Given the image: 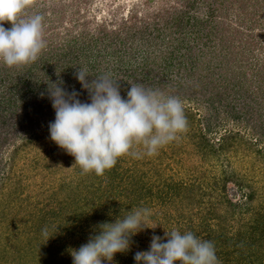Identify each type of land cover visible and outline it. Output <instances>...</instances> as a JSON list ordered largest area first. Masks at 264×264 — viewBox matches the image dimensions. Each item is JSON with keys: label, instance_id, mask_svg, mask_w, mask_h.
<instances>
[{"label": "trees", "instance_id": "16d2710c", "mask_svg": "<svg viewBox=\"0 0 264 264\" xmlns=\"http://www.w3.org/2000/svg\"><path fill=\"white\" fill-rule=\"evenodd\" d=\"M185 2L187 9L184 7L181 10L175 8L173 12L166 11L167 18L162 19L164 26L149 40L157 43L159 47H168L173 40L183 37L185 41L188 34L193 35L191 41H186L188 59H180V66H177L178 62H174L177 47L169 52L170 55L165 59L166 65L160 68L149 67V57L141 60L136 67L134 64L132 67V60L125 63L122 48L129 51L128 55L131 54L137 28L142 34L151 29L147 19L143 20L147 26L130 25L129 19H125L119 29L111 28L109 22H104L100 23L95 31L86 28V23L80 24L77 20L75 26H64V30L60 31L48 27L44 29L47 46L36 62L14 67L0 64V195L8 194V197L0 196V264H55L51 256H55L58 251L53 248L57 243L62 252L60 251L56 258V264L71 262L68 259L71 240L65 242V236L75 237L80 231L79 235L85 239L82 242L84 244L95 234L94 226L98 223L114 221L117 215L122 216L136 207L151 209L150 219H160L161 225L164 224L163 228L167 230H191L201 239L212 241L219 264H264V192L254 180L231 169L230 161L226 163L229 160V152H237L242 148H247L248 154H255L257 158L264 160V147L260 146L261 142H264V122L253 123L254 118L251 116H246V119L243 113L239 114L237 109L240 106H249L252 110L253 104L249 102L247 105L236 97L241 93L239 97L244 96L250 91V84L255 83V78L260 79L262 96L257 95L259 97L255 104L264 109V61L260 62V56L264 53V35L256 37L252 34L261 22L259 15L264 12V0H233V4L241 9L239 11L244 15L239 20L240 24L235 26L227 23V27H222L226 25V20L222 13L215 14L216 8L204 14L200 0ZM39 3V0H36V3L32 0L25 9L24 16L41 14L46 10L40 9L37 6ZM137 18L135 14L131 20ZM5 27H11V24L5 22ZM244 29L251 33L247 40L244 36L248 33ZM165 37H170L169 41L165 40ZM193 40L198 42L192 43ZM208 48L211 55L215 53V57L202 60L205 49ZM217 49L223 50L218 54ZM224 51L226 52L223 53ZM164 53L163 49L162 54ZM108 60L119 63V67L112 68ZM199 61H203V68L200 67ZM77 65L87 69L93 76L88 77L89 81L110 73L114 79L119 80L121 92L130 88L129 82H145L154 85V89L167 91V95L173 91V95L181 100H184L182 97H199L200 94L206 96V102L210 104L209 111L212 109L214 114L202 116L194 108L184 106L188 126L186 131L177 136L180 141H185V144L194 145L193 153L205 161H201L202 164L198 166L205 169L202 172L200 170L194 180L177 179L173 171L168 178H163L164 170L161 167L165 161L157 158L158 162L155 163L156 160L147 155L139 159L130 155L122 156L117 164L106 170L102 176L95 173L82 174L77 165L78 177L64 178L57 188L58 191L52 193L50 200L45 204H36L37 210L33 209L31 217L29 216L23 224L15 217H9L6 206L2 207L1 199L9 200L4 203H10V208L12 205L28 202L31 198L25 195V177L18 169L20 152L39 140L50 138L49 123L55 119V110L50 99L47 95L43 98L40 96V92L45 91L47 85L39 81L50 78L56 80V72H61L65 87L71 91L74 86L81 92L79 98L87 101V90L82 89L74 76ZM173 66H186V76L189 79L187 83L183 79L184 76L169 82L167 71ZM199 67L200 70L197 71L196 68ZM221 68L227 72L223 77L219 73ZM228 78L232 79L233 88L244 89L239 93L230 88L233 91L229 89L231 94L223 90L227 98L212 101L216 93L220 92L221 86L228 89ZM231 97L233 102H229V105L232 107L233 117L230 118L238 122H252L246 125L256 133L255 135L260 136L256 142L238 130H226L218 141L209 136L213 133V123L222 120L221 105ZM204 121L206 126L203 125ZM175 141L160 150L166 152ZM53 146L57 151L61 150L58 156L52 157L53 161L74 159L55 142ZM180 147L179 151L186 153L187 145ZM213 160L223 163L220 178L209 174L214 170ZM147 165L152 167L146 168ZM21 170L24 173L25 168ZM153 174L158 175V179L150 180ZM231 183L242 191V199L239 201H234L229 196ZM158 206L164 208V214L158 212L160 209L154 210ZM165 207H173L177 214L168 213ZM57 225L56 235L46 242L42 229L47 227L51 235L55 233ZM165 229L148 228L135 235L131 250L117 253L113 264H136L135 253L150 247L147 244L151 241L149 232L156 235L161 233L163 237ZM22 231L27 233V240H19L18 234ZM14 238H17L18 242H9ZM71 246L73 247V244Z\"/></svg>", "mask_w": 264, "mask_h": 264}, {"label": "clouds", "instance_id": "9594fccd", "mask_svg": "<svg viewBox=\"0 0 264 264\" xmlns=\"http://www.w3.org/2000/svg\"><path fill=\"white\" fill-rule=\"evenodd\" d=\"M31 2L0 0V64L34 63L46 48L44 15L24 16ZM5 22L11 27H5ZM77 66L74 76L87 90V101L79 98L81 92L74 86L71 91L65 87L61 72H56V80L39 82L47 85L41 98L47 95L55 110V119L49 123L50 139L74 157L82 174L102 176L122 156L139 159L155 155L186 131L188 121L178 97L132 82L123 96L119 80L110 73L89 81L92 75ZM151 216V209L136 207L114 221L98 223L86 243L69 249L72 264H113L117 253L131 250L135 235L160 225H150ZM57 231L58 225L51 235L47 227L42 229L46 242ZM134 260L136 264H219L212 241L178 228L165 229L163 237L153 234L149 249L137 251Z\"/></svg>", "mask_w": 264, "mask_h": 264}, {"label": "rangeland", "instance_id": "374dc122", "mask_svg": "<svg viewBox=\"0 0 264 264\" xmlns=\"http://www.w3.org/2000/svg\"><path fill=\"white\" fill-rule=\"evenodd\" d=\"M186 0H39V4L37 5L42 8H46V10H43L41 14L44 15L45 23H44V29L52 27V29H56L57 31L64 30V26H70L73 27L77 24L76 20L80 24L86 23V28H91L93 31L98 29V25L100 23H108L110 24L111 28H120L122 22H124L125 19H129V24H137L139 27L141 26H147L145 22L143 21L144 19H147V21L150 23L149 29L145 34H142L138 28H137V37L136 41L133 44V49H131V54L128 55L129 51L126 50V48H122L123 50V55H125V63L127 60H132V64L134 66H138L141 62V60L146 59L149 57V67L151 66H156L160 68V66L166 65L165 59L169 52H172L173 49L177 47L176 52H174V62H178L177 66H180L179 60L180 59H188L187 56V42L186 41H191L193 39V35L188 34L186 37V40L184 41L183 37L179 40H173L168 47H159L157 43H153L152 41L149 42L150 38L153 37L157 32L161 30V28L164 26L163 25V20H165L166 17V11H171L173 12L175 8L181 10L184 7H186ZM199 1V0H198ZM201 2V8H203L204 14L208 13V11H211V9L214 10L216 15H220L221 13L223 14V18L226 20V25L222 27H227L229 23L234 24L235 26L240 24L239 20L241 19V16L244 14H241V9H239L236 5L233 4V0H200ZM247 2V1H246ZM249 2V1H248ZM36 3V0H35ZM249 4V3H247ZM193 13V12H192ZM137 14V19L136 20H131L132 17ZM158 14H161L163 16H159ZM147 16V18H146ZM259 19L261 22L258 26L255 27V29L252 31V34L256 35V37H260L261 35H264V12L262 11L261 14L259 15ZM163 19V20H162ZM224 20V21H225ZM156 23V25L154 23ZM161 22V23H159ZM228 23V24H227ZM158 24V25H157ZM249 29V28H248ZM247 31L248 35L244 36L245 40L249 38L251 33H249V30L244 29ZM170 37H165V40L169 41ZM253 41V38L250 37ZM264 40V36H263ZM195 40L192 41V43H197L198 41L194 42ZM236 43H240V41H236ZM211 44H214V42H211ZM119 47V46H118ZM120 48V47H119ZM164 49L165 53L162 54V50ZM223 49H217L216 52L218 54L222 51ZM224 51L223 53H225ZM206 57H204V55ZM215 54V53H214ZM211 55L209 48L205 49V52L203 54V59L210 58ZM170 55V54H169ZM186 56V58L184 56ZM200 55V54H199ZM261 61H264V53L260 56ZM110 66L112 68H117L119 67V63L115 62L114 60L110 61ZM186 62V61H185ZM215 62V61H214ZM200 67L203 66V61H199ZM186 66H189L186 64ZM186 66L184 68H179L176 66L171 67L168 69V74H169V82L172 83L174 80H177L180 77L184 76V81L186 83L188 82V76H186L187 69ZM133 67V65H132ZM199 68H196L197 71L200 70ZM163 68V67H162ZM203 68V67H202ZM120 69V68H118ZM204 70V69H203ZM125 71V70H123ZM121 71V73H124ZM205 71V70H204ZM212 71V70H211ZM209 72V71H208ZM207 72V73H208ZM220 75L223 77L226 75V71L221 68L220 69ZM204 74V73H203ZM189 75V74H188ZM228 75V74H227ZM140 77V76H139ZM253 76H251L252 78ZM221 79V78H220ZM132 80V79H131ZM167 80V81H168ZM255 83H251L250 86L248 87V91L244 96L239 97L242 93L241 90L244 89H238L233 88V81L232 79L228 78L226 83H228V89L223 88L221 86L220 92L216 93V97L211 99L212 101L217 100L219 101L220 98L226 97L227 96L223 93V90L228 92V94H231L234 90L241 94H237L236 97L245 103L252 102L253 104V109L251 110L249 106L245 107V105L240 106L237 109V112L239 114L243 113L244 117L246 116H251L253 119V123H263L264 122V109L259 107V105H256V99L257 95L262 96V89L260 87V79L255 78ZM140 84H143L145 87H150V88H155L154 85L151 83L145 84V82H140ZM233 88V91L231 89ZM230 89V91H229ZM264 90V89H263ZM167 91L164 93L166 94ZM173 92V91H172ZM171 92L170 95H173ZM126 92H121L123 96H126ZM167 95V94H166ZM174 96V95H173ZM188 96V95H187ZM195 96V95H193ZM234 97V96H233ZM233 97L227 99L225 103L221 105V117L222 120H219L213 123V133H211V136L214 140L218 141L223 134L226 132V130H238L242 131L245 134H247L250 138H252V141L256 142L257 139H260L256 133L246 125L247 123H252L249 120L248 121H236L233 118V111L231 110V105H229V102H233ZM184 100H182L183 105L187 107L194 108L196 111H198L202 116H207V115H212L214 114V111H209V103L206 102L207 97L203 96L202 94L199 95V97H182ZM193 98V99H192ZM239 101V102H240ZM226 110V111H225ZM242 111V112H240ZM248 113V115H247ZM248 119V117H246ZM206 126V121L203 122ZM185 146L187 145L186 153H181L179 151L180 146ZM260 146L264 147V142H261ZM248 147V146H247ZM194 145L191 144H185V141H180V138L178 137L174 144H172V147L167 149V153L161 150L158 151L157 154L152 155L149 158H152V160H156L158 162L157 158H161V161H165V164L162 165L161 169L164 170L162 171L163 173V178H168L169 175H171V172L173 171L175 174V178L177 179H192L194 180L196 175L198 176L199 171H203L205 169L204 167H199L198 165H201L202 162L204 163L205 161L201 160L200 157L193 153L194 152ZM190 151V153H189ZM247 148H242L239 149L237 152H229L230 154H227V158L229 160L226 161L228 164L229 161L231 162V169H234L238 174H245L246 177L251 178L252 180L257 183L260 187L261 190L264 192V160L261 158H257L255 154H248ZM61 153L60 151H57L54 146H53V141L48 138L44 140H39L38 143H35L33 145H30L27 147L25 150L20 152V158H19V164H18V169L21 172L22 176L25 177V183H26V191L25 195L28 197H31L28 202L24 203H18L15 205H12L10 208L9 206L11 205L10 203H4V201H9L5 199H1L3 202L2 207L6 206L7 209V214L9 217H15L16 220L22 222L23 224L27 222L30 213L33 211V209H36V204H45L47 203L50 198L52 193L57 192V188L61 184L62 180L64 178L71 179L77 176V170L76 166L77 164L74 163V159H68L66 160L64 158L63 161H54L52 160V157H56ZM170 157H169V156ZM185 156V157H184ZM183 157V158H182ZM39 158V161H36L35 159ZM148 158V159H149ZM147 161V159H146ZM202 161V162H201ZM148 162V161H147ZM214 170L210 171V176L216 175L218 178L221 177L222 170H223V163L222 161H216L214 162ZM208 164V163H207ZM49 166V168H46V166ZM207 166V165H205ZM152 166H146V168H149ZM21 168H25L24 173L21 170ZM160 169V170H161ZM195 171V172H193ZM152 174V173H150ZM27 175V177H26ZM195 175V176H194ZM158 175H151L152 179L157 178ZM158 179V178H157ZM77 180V179H76ZM257 186V187H258ZM6 191V189H5ZM5 194V193H4ZM2 194L1 198L3 196L8 197V194ZM229 196L234 200V201H239L242 199V191L236 186L235 184L231 183L229 185ZM160 212L161 214H164L165 210L163 207L158 206L154 210ZM166 211L168 213H173L177 214V211L172 207H165ZM169 210V211H168ZM154 211V212H155ZM156 214V213H155ZM12 215V216H11ZM31 217V216H30ZM161 220L160 219H150L149 224L150 225H155V224H160L156 228L159 229H164V224L161 225ZM150 231V229H149ZM165 230H163L164 233ZM81 233L78 231V234L75 235V237L72 236H65L64 240L69 241L71 240L70 244H73V247L69 244V249L71 248H76L78 249L85 241L84 238H82V235H79ZM150 233V236L152 238L153 234ZM65 235V234H64ZM63 235V236H64ZM157 235L162 236L161 233H158ZM19 240L20 238L22 240H27V233H19L18 234ZM11 239V238H10ZM17 238L12 239L9 242H18L16 240ZM149 241L147 244L150 246ZM69 243V242H68ZM53 248H57L58 251L55 253V256H51V258L54 259L53 263L56 264V258L60 255L62 252L60 249V245L57 243ZM56 250V249H55ZM61 251V252H60ZM66 255V254H65ZM68 256L69 260L71 262H66V264H72V256L70 254V251L68 250ZM107 264V262H105Z\"/></svg>", "mask_w": 264, "mask_h": 264}]
</instances>
